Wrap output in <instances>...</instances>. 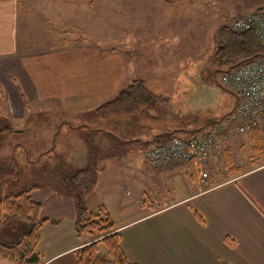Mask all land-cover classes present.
Instances as JSON below:
<instances>
[{
	"label": "crops",
	"instance_id": "crops-1",
	"mask_svg": "<svg viewBox=\"0 0 264 264\" xmlns=\"http://www.w3.org/2000/svg\"><path fill=\"white\" fill-rule=\"evenodd\" d=\"M55 1L0 0V113L12 120L28 119L32 112L64 119L60 130L64 157L100 164L86 204L90 210L101 205L108 208L127 255L129 248L138 250L141 257L150 252V261L144 264H264V162L227 178L211 174L210 180L201 182L188 164L175 161L142 170L131 166L130 154L122 158L117 153L118 144L125 145L124 140L117 142L122 135L151 148L174 137L200 136L235 110L238 100L228 112L203 113L200 118L194 113H198V102L187 109L180 103L176 111L166 109H171L174 97L198 98L196 78L175 79L171 74L173 67L195 62L199 42L214 44L207 30L213 20L201 21L205 12L201 18L194 12L193 20L190 12H137L140 27L136 28L137 15L125 12L126 34H139L140 41L122 49L94 37L95 24L90 20L99 19L101 12H57L64 0L53 12V5L47 3ZM135 79L144 80L159 99L154 108L136 107L125 113L122 134L119 113H100L96 108ZM218 113L224 115L214 118ZM165 115L183 117L166 121ZM233 137L213 158L211 169L229 150ZM117 168L120 173L129 169L136 174H114ZM122 178L132 179L133 191L142 196L135 204L126 198ZM163 194L176 197L164 204ZM31 195L42 205L40 217L48 219L40 229L37 251L42 257L36 264H75L74 251L92 237L76 231L74 198L51 186L35 187ZM180 207H187L186 219L172 212ZM3 239L14 242L7 232ZM99 247L108 253L103 242ZM0 264L14 262L0 256Z\"/></svg>",
	"mask_w": 264,
	"mask_h": 264
},
{
	"label": "rangeland",
	"instance_id": "rangeland-1",
	"mask_svg": "<svg viewBox=\"0 0 264 264\" xmlns=\"http://www.w3.org/2000/svg\"><path fill=\"white\" fill-rule=\"evenodd\" d=\"M58 2H61V0L47 4L49 7L53 5L52 11L55 12L53 8ZM256 2L257 0H64V7L57 6L61 10L57 12H101L99 19L90 20L91 23L95 24L94 37L108 46L122 49L127 44L133 43L136 45L140 41L139 34L132 36L128 33L126 34L127 18L125 17V12H132L134 16L137 15L136 28L140 27V15L137 12H180V14L190 12L191 20H193L194 12H196V17L199 18L204 17L205 12V19L203 18L201 21H204V23L208 22L207 18L213 20L207 30L214 44L208 45L205 42L203 44L199 42L197 44L195 62L191 61L190 66L187 67L175 66L171 74V77L175 79L190 77L192 81L196 78V83L194 84L197 87L196 94H198V98L192 97L190 99L186 98V100H177L174 97L171 101V109L166 108L168 111H176V105L180 103L182 106L186 105V107H183L187 109L190 103L198 102L196 104L199 106L198 113L196 111L194 113L200 118L204 117L200 116L203 113L204 115L206 113L210 114V112L222 113L224 110L228 112L233 108V104L235 105L237 100L239 103L238 95L225 87L221 81L224 71L233 67L232 65L238 62L239 57L221 58L216 54L218 48L217 28L231 25L238 15L254 8ZM205 39L209 40V36H206ZM163 76H169L168 72ZM144 108L149 110L147 107ZM32 111L35 110L32 109ZM191 111L189 109L186 112L189 113ZM127 112L128 110L115 112L119 113L116 118L121 121L118 129L122 134L124 133L123 121L125 120L123 116ZM223 115L219 114L214 116V118ZM170 117L177 120L183 115H165L164 120L167 121ZM1 124L10 126L11 130L5 135L0 132V196L17 194L25 189L32 188L33 185H38L41 188L51 186L53 189L57 190V187L60 189V185L64 181V175L74 174L78 169L87 168L91 165L90 162H77L64 157V133L60 132L64 127V119L57 114H34L32 112L28 119L12 120L10 116H4L0 113ZM255 131L257 132L251 133V136L246 137L242 141H234V139L243 138V135L232 138L230 143L234 145L230 144L228 146L229 150L224 153L223 157L213 162L208 180L211 179V174L218 175V178L225 175V178H227L243 171L248 166L264 162V127ZM121 140H124L125 145L120 146L118 144L116 147L118 156L121 155L123 158L130 154L134 159V163L131 166H140L142 170L152 166L145 159V151L149 148L148 143L138 141L136 138H127L125 135L119 137L117 142L119 143ZM126 165L130 166L129 163ZM94 166L97 170L100 164L94 163ZM114 174L136 173L134 170L130 171L129 169L125 173H120L117 168ZM130 180L132 179H120V181L124 182L126 198L132 200L135 204L136 199L142 196L133 191ZM143 197L146 200L148 199V196ZM162 197H166L164 202L166 204V202H170L176 196L170 198L167 194H163ZM187 210V207H180L172 212L176 214V218L186 219ZM17 226L21 228L20 225L9 227L13 230L10 235L12 241H17L20 238L21 232L17 229ZM149 254L151 255L150 252ZM128 255L138 259L142 264L150 261V255L141 257L138 250L129 248ZM129 260L132 261L131 259ZM31 264H36V262H31Z\"/></svg>",
	"mask_w": 264,
	"mask_h": 264
},
{
	"label": "trees",
	"instance_id": "trees-1",
	"mask_svg": "<svg viewBox=\"0 0 264 264\" xmlns=\"http://www.w3.org/2000/svg\"><path fill=\"white\" fill-rule=\"evenodd\" d=\"M219 36L216 54L221 58L239 57L238 62L232 66L264 55V43L252 31L234 32L230 25H225L219 29ZM158 99L150 92L144 80L135 79L116 97L102 103L97 111L115 113L136 107L151 109ZM10 130V126L0 125L1 134ZM90 164L74 174L64 175L60 189L54 188L58 193L74 198L78 235L92 237V241L74 251L75 264H137L129 260L121 243V233L116 231V224L108 208L101 205L96 210H90L86 204L87 194L92 191L98 179L93 160ZM35 187L39 186L33 185L17 194L0 196V256L14 264L38 262L42 257L37 248L41 239L40 229L48 219L40 217L42 205L32 198L31 191ZM12 225L21 226H17L21 235L17 241L7 242L3 234L7 232L11 235L13 230L9 227ZM100 242L106 245L107 254L100 251Z\"/></svg>",
	"mask_w": 264,
	"mask_h": 264
},
{
	"label": "built area",
	"instance_id": "built-area-1",
	"mask_svg": "<svg viewBox=\"0 0 264 264\" xmlns=\"http://www.w3.org/2000/svg\"><path fill=\"white\" fill-rule=\"evenodd\" d=\"M230 27L234 32L252 31L264 43V0H257L254 8L238 15ZM221 81L239 97L235 110L200 136L174 137L148 148L145 157L152 166L175 161L189 164L200 181L206 182L211 161L232 136L264 127V55L226 69Z\"/></svg>",
	"mask_w": 264,
	"mask_h": 264
},
{
	"label": "bare ground",
	"instance_id": "bare-ground-1",
	"mask_svg": "<svg viewBox=\"0 0 264 264\" xmlns=\"http://www.w3.org/2000/svg\"><path fill=\"white\" fill-rule=\"evenodd\" d=\"M22 185V184H21Z\"/></svg>",
	"mask_w": 264,
	"mask_h": 264
}]
</instances>
